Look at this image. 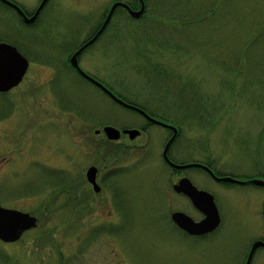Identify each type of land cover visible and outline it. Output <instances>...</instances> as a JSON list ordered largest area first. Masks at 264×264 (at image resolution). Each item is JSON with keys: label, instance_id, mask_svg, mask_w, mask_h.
I'll list each match as a JSON object with an SVG mask.
<instances>
[{"label": "rangeland", "instance_id": "obj_1", "mask_svg": "<svg viewBox=\"0 0 264 264\" xmlns=\"http://www.w3.org/2000/svg\"><path fill=\"white\" fill-rule=\"evenodd\" d=\"M112 1L48 0L33 27L0 9V42L29 60L0 92V205L38 218L20 239L0 240V264H243L250 241L264 239V188L174 169L162 149L172 125L175 164L264 178V0H145L141 18L117 9L81 68L163 126L66 66L68 45ZM105 125L141 133L108 140ZM182 176L214 196V231L193 236L171 221L176 210L202 218L172 189ZM249 264H264V248Z\"/></svg>", "mask_w": 264, "mask_h": 264}, {"label": "water", "instance_id": "obj_2", "mask_svg": "<svg viewBox=\"0 0 264 264\" xmlns=\"http://www.w3.org/2000/svg\"><path fill=\"white\" fill-rule=\"evenodd\" d=\"M45 1L46 0H42L36 12L31 17L26 18V22L34 21V19L36 18L38 14L40 7L43 5ZM119 4L126 6L129 9V13L133 17L140 16L144 10V3L141 4L138 10H132L129 8V6H127V4L123 2H120V1L114 2L111 5L110 9L108 10L106 18L103 21L102 26L98 30L95 37L98 35V33L102 30V28L109 21L115 7ZM18 10L25 17L21 9L18 8ZM81 49L82 47L70 57V64L72 66H74L84 76L88 77L93 82H95L97 85L102 87L105 91L110 93L115 98V100L119 101L120 103L130 108L136 109L141 114H143L146 118H148L151 122L162 123L158 121L157 119L153 118L152 116H150L142 108L129 104L125 102L124 100H122L121 98L115 96L106 86H104L103 83H101L99 80H97L93 76L87 74L80 67L78 60H77V53ZM28 64H29L28 59L24 55H22L15 46L8 44V43L0 42V92L8 91L14 86L18 85L26 73ZM167 126H169L172 129V135L168 139V141L166 142V144L164 145L162 149V157L171 166L176 167V168H181L187 165H191V164L178 165V164H175L172 160H170L167 151H168L170 143L172 142V140L175 138L177 134V128H175L172 125H167ZM99 131H100L99 129H96L95 133H99ZM102 131L106 135V138L109 140L119 139L121 133L127 134L129 139L131 140L135 139L140 134V130L137 128H124L120 130L119 128H116L112 125L103 126ZM206 168L210 172L211 175H214L213 171L210 168L208 167ZM97 172H98V168L95 165L88 166L85 171L86 180L91 184L94 192H99L101 189L96 179ZM217 178L224 182H231L235 180V178L231 176H221ZM250 181L259 186L264 185L263 178H251ZM240 182H243V181H240ZM172 189L177 193H182L185 196H187L190 199L192 205L196 209H198L200 212H202L204 215L202 219L196 221L183 211H180V210L173 211L170 217L177 227H179L180 229H182L183 231H185L186 233L190 235H202V234L213 231L219 225L220 215L216 207L214 197L210 192L203 190V189H198L187 176H182L175 183H173ZM37 221H38L37 217L33 214H30L29 212L21 211L15 208H6L0 205V240L6 243H10V242H14L18 240L25 231L31 228H34L37 225ZM260 245H264L263 240H256L252 243L248 256L246 258L245 264L250 263L254 250Z\"/></svg>", "mask_w": 264, "mask_h": 264}, {"label": "flooded vegetation", "instance_id": "obj_3", "mask_svg": "<svg viewBox=\"0 0 264 264\" xmlns=\"http://www.w3.org/2000/svg\"><path fill=\"white\" fill-rule=\"evenodd\" d=\"M116 1H120V2H123L125 4H127V6H129L130 9L132 10H138L141 6L142 3H144V10L143 12L141 13L140 16L136 17V18H141L144 13H145V0H113L112 2L109 3V6L106 10H104L103 14L100 16V18L98 19L97 23L95 24L94 28L90 31V33L88 34V36H86L85 38H83L82 40L80 41H74L73 43H70L68 46H69V49L67 51V54L65 55V63H66V66L70 69H72L73 71L77 72L80 76H83L85 77L87 80H90L92 81L91 79H89L88 77L84 76L81 72H79L74 66H72L70 64V57L75 53L77 52L81 47L82 49L77 53V60H78V63L81 67V64H80V57L81 55L86 51L88 50L96 40L99 39L100 35L106 31L108 28H111V21L113 20L115 14H116V11L118 8H122L123 11H125V14L129 15L132 17V15L129 13V9L122 5V4H119L115 7L109 21L106 23V25L102 28V30L98 33V35L95 37V35L97 34L98 30L100 29V27L102 26V23L103 21L105 20L106 18V15L108 13V10L110 9L111 5L116 2ZM42 0H37L36 4L33 5V6H30L28 5L25 1L23 0H0V9L4 10V11H7V12H10L14 15L16 21L18 22V24L22 25V26H26V27H33L34 25H36V23L38 22L45 6H46V3L48 2V0H46L43 5L40 7L39 11H38V14L36 16V18L34 19V21L32 22H26V18H29L31 17L35 12L36 10L39 8L40 4H41ZM133 2H136V3H133ZM21 9V11L24 13L25 17L22 15V13L18 10V8ZM134 18V17H133ZM84 46V47H83ZM83 69V68H82ZM84 70V69H83ZM85 71V70H84ZM86 72V71H85ZM88 73V72H86ZM89 74V73H88ZM91 75V74H89ZM92 76V75H91ZM94 77V76H93ZM93 82V81H92ZM121 104V103H120ZM123 105V104H121ZM150 116H152L153 118H157L155 117L154 115H151L149 114ZM159 119V118H157ZM145 121L149 124H159L161 126H163L164 124H161L159 122H151L148 118L145 117ZM165 127L168 128L170 132V135L168 136L167 140L171 137V134H172V130L169 126L165 125ZM141 131V129H140ZM121 136H127L126 134L122 133ZM177 136V135H176ZM176 139V137L174 138V140ZM166 140V141H167ZM174 140L170 143V146L171 144L174 142ZM166 143V142H165ZM169 146V147H170ZM200 164H204V165H207L206 163L204 162H200L198 161ZM198 162H188L192 165L188 166V167H196V168H199L200 170L204 171L205 173H207L210 177L213 178V180L219 182V183H222L224 185H227V186H231V185H243V184H247V185H253V186H257L255 184H253L250 179L251 178H254L253 177H246V178H240L241 180H244V183H240L239 182V179L235 176V175H231V174H225V173H222V172H216L214 171L212 168H210L209 165H207L208 168H210L214 175H211L209 173V171L207 170V168L203 165H198L196 163ZM231 176L233 178H235V180L231 181V182H224V181H221L219 180L217 177H221V176ZM257 187H261V188H264V186H257ZM199 189H203V188H200V187H197ZM261 213L264 215V200H263V204H262V207H261ZM202 215V214H201ZM203 216V215H202ZM220 225V224H219ZM175 226V225H174ZM257 239H262L264 241L263 238H256L252 241H250L249 245H248V249L246 251V254H245V257H244V261L245 259L247 258V255H248V252H249V249L251 247V244L257 240ZM258 248H264L263 245H260L259 247H257L255 249V251L258 249ZM254 251V252H255Z\"/></svg>", "mask_w": 264, "mask_h": 264}]
</instances>
